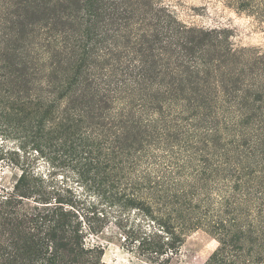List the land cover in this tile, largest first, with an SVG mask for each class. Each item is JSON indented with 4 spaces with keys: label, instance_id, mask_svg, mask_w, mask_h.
Masks as SVG:
<instances>
[{
    "label": "trees",
    "instance_id": "trees-1",
    "mask_svg": "<svg viewBox=\"0 0 264 264\" xmlns=\"http://www.w3.org/2000/svg\"><path fill=\"white\" fill-rule=\"evenodd\" d=\"M116 1L0 0V135L76 172L105 205L91 234L106 206L152 222L126 233L150 264L198 228L204 264H264V53ZM227 2L264 23V0ZM51 195L24 166L0 188V264H104Z\"/></svg>",
    "mask_w": 264,
    "mask_h": 264
},
{
    "label": "rangeland",
    "instance_id": "rangeland-1",
    "mask_svg": "<svg viewBox=\"0 0 264 264\" xmlns=\"http://www.w3.org/2000/svg\"><path fill=\"white\" fill-rule=\"evenodd\" d=\"M143 2L117 0L115 5L141 8ZM157 2V6L167 8L177 22L189 28L220 30L228 37L233 48H253L264 53V23L254 15L235 10L227 0ZM33 153L23 152L15 139H5L0 135V188H10L22 166L35 171L43 180L46 190L51 192V203L54 204L58 198L63 208L77 217L86 236V244L102 247L104 264H150L143 255L144 247H138L137 241L130 244L126 240V233L138 234L140 231L149 234L154 230L152 222L146 221L137 210L130 209L119 215L115 212L116 208L110 210L106 206L108 218L102 221L104 230L96 235L91 234L88 225L100 222L102 216L93 215L90 211L93 206L101 209L105 205L100 204L96 195L80 181L67 163L56 161L52 165ZM216 247L217 241L203 228L191 230L169 264H204Z\"/></svg>",
    "mask_w": 264,
    "mask_h": 264
}]
</instances>
